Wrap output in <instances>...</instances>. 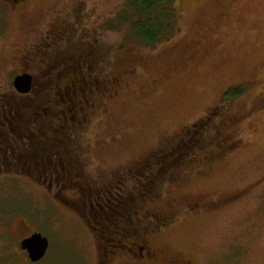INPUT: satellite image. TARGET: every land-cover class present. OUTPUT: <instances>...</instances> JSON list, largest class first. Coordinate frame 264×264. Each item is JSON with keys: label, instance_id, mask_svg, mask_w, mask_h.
Segmentation results:
<instances>
[{"label": "rangeland", "instance_id": "1", "mask_svg": "<svg viewBox=\"0 0 264 264\" xmlns=\"http://www.w3.org/2000/svg\"><path fill=\"white\" fill-rule=\"evenodd\" d=\"M15 1L0 0L1 90L14 91V77L28 73L36 93L55 72L33 75L68 45L110 50L99 75L116 85L106 97L92 94L90 122L73 149L84 176L106 179L136 164L221 106V132L239 147L207 164L203 151L194 155L140 215L176 218L146 235L169 255L264 264V0H174L177 32L154 49L121 45L128 24L108 27L130 11L129 0ZM0 169V264H97L92 230L75 210L83 204L77 190H63L70 206L55 187ZM35 232L49 246L30 263L19 244ZM125 254H113L112 264L131 263Z\"/></svg>", "mask_w": 264, "mask_h": 264}, {"label": "trees", "instance_id": "2", "mask_svg": "<svg viewBox=\"0 0 264 264\" xmlns=\"http://www.w3.org/2000/svg\"><path fill=\"white\" fill-rule=\"evenodd\" d=\"M128 3L129 12H121L116 23H107L115 29L128 24L129 32L121 45L154 49L177 32L181 18L174 0ZM93 44L80 43L77 48L68 45L70 49L58 51L51 62L41 64L42 69L33 75L34 79L55 73L36 93L34 88L25 95L0 89V168L23 173L49 190L50 187L77 190L78 202L83 204L74 209L92 230L101 255L99 264H108L106 261L113 254L176 219L162 220L155 213L148 219L140 215L146 200L159 197L157 189L164 180L194 163V155L201 151L203 164L212 163L238 148L241 141L221 132L224 122L218 121L223 119L220 106L136 164L115 171L106 179L95 181L84 176L73 149L78 148V136L90 122L92 94L106 97L107 91L116 85V78L102 79L99 75L110 50ZM112 55L114 61L119 57ZM60 63H63L61 70L56 68ZM83 196H87L88 202L82 201ZM82 210H87V217ZM138 213L140 218L136 216Z\"/></svg>", "mask_w": 264, "mask_h": 264}, {"label": "flooded vegetation", "instance_id": "3", "mask_svg": "<svg viewBox=\"0 0 264 264\" xmlns=\"http://www.w3.org/2000/svg\"><path fill=\"white\" fill-rule=\"evenodd\" d=\"M15 2H17V0ZM45 188L48 189L47 187ZM58 192L59 193H56V197L60 200L59 196L62 195L64 202L71 205L70 203L72 202L65 198L63 191L58 190ZM120 253H126L125 255L129 258V262H131L128 264H192V261L189 259L183 260V258L179 256L167 254L159 245L152 244L147 236L142 241L123 248V250L115 253V255L117 256ZM114 258L115 257L112 256L109 261L106 262L112 264ZM97 264H99V262H97Z\"/></svg>", "mask_w": 264, "mask_h": 264}, {"label": "water", "instance_id": "4", "mask_svg": "<svg viewBox=\"0 0 264 264\" xmlns=\"http://www.w3.org/2000/svg\"><path fill=\"white\" fill-rule=\"evenodd\" d=\"M32 80V76L28 73L17 75L12 80V87L18 94H28L32 88ZM48 246L47 238L37 232L21 240L19 244L20 250L26 253L28 260L32 263L39 262L44 258Z\"/></svg>", "mask_w": 264, "mask_h": 264}]
</instances>
